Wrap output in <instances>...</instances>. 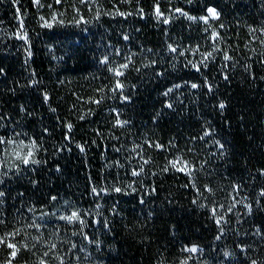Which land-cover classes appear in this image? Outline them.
Masks as SVG:
<instances>
[{
	"label": "trees",
	"instance_id": "trees-1",
	"mask_svg": "<svg viewBox=\"0 0 264 264\" xmlns=\"http://www.w3.org/2000/svg\"><path fill=\"white\" fill-rule=\"evenodd\" d=\"M0 70V264H264V0H0Z\"/></svg>",
	"mask_w": 264,
	"mask_h": 264
},
{
	"label": "snow or ice",
	"instance_id": "snow-or-ice-1",
	"mask_svg": "<svg viewBox=\"0 0 264 264\" xmlns=\"http://www.w3.org/2000/svg\"><path fill=\"white\" fill-rule=\"evenodd\" d=\"M35 2H36V3H39V0H35ZM57 2H59V0H57ZM141 11H142V10H141ZM178 11H179V10H178ZM207 12H208L209 15H210L211 17H213V18H218V16H219V13L216 11L215 8L209 7V8L207 9ZM157 13H159V9H158V8H157ZM182 14L187 15L186 13H182ZM121 15H123V13H121ZM160 15H162V14H160ZM42 19H43V18H42ZM189 19H196V18H195V17H189ZM200 19H202V20H204L205 22H207L208 17H207V16H205V17H200ZM53 20H55V16H53ZM165 22H167V21H165ZM21 26H22V21H21ZM46 26L51 27V24H47ZM221 27H223V26L221 25ZM215 35H218V34L214 32V36H215ZM19 38L24 39V40H27V35L24 34L23 36H20ZM125 39H127L126 36H125ZM169 47H170V50H171V51H175L174 48H171V46H169ZM28 55L30 56V55H31V52H29ZM210 56H211V53H207V54L205 55L204 59L206 60V59H207L208 57H210ZM224 59H225V60H228V59H230V57H228L227 55H225ZM101 62H102V63H107V57H104L103 60H102ZM193 66L195 67V65H193ZM127 67H128V64H124V65H121L119 68H116V69H110V71H113V72L115 73V75L120 76V75H123V72L120 71V68H127ZM204 67H207V64H206V63L204 64ZM197 70H199V69H197ZM0 71H2V70H0ZM225 78H226V77H225ZM33 83H35V81H33ZM123 87H124V85L121 84V83L119 82V80H117L116 85H115V87H114L112 90L115 91V90H117V89H122ZM174 87L178 88L179 85H175ZM191 87L196 88V87H198V85H196V84H192ZM208 87H209V90H211V85H208ZM172 90H173L172 88H169V89L164 93V95L167 96L170 92H172ZM47 99H48L47 94H45V100H47ZM124 99H128V97H124ZM96 102L98 103L99 101H96ZM167 107L171 108L172 105H171V104H168ZM219 107H220L221 109H223V108L225 107V105H224L223 103H221V104L219 105ZM81 119H83V117H81ZM127 123H128L127 121H121V120H119V119H117V121H116V124L119 125V126H121V127L124 126V125L127 124ZM67 127H68L69 130H70L71 127H72V125H71V124H68ZM204 135H205V136L209 135V132L206 131V132L204 133ZM201 139H203V137H201ZM3 142H4L3 138L0 137V143H3ZM214 143L218 145L219 149H223V148H224V145H223V144H220L219 141H215ZM155 146L158 147V148H159V147H163L162 145H159V144H157V145H155ZM30 147H31V148H36V147H37V144H36V142H35L34 140L31 142ZM78 147H80L81 151L84 150V148H83L82 145H78ZM33 157H34L33 152H32V151H29V152L27 153L26 156H24V157H19V158L21 159V162H22L23 164H25V165L29 164V162L34 163V164H35V163H40L39 160H36V159H34ZM145 163H147V161H145ZM169 164H170V166H171L172 169H175L176 171L184 172V173H185L186 175H188L189 177H191V176L193 175V172H194V170H195V165H192V164H190L188 161L183 160L182 157H177L176 160H174V161H170ZM178 165H180V166L178 167ZM168 170H169V169H168L167 166L163 169V171H168ZM142 171H143V167H141V172H142ZM139 174H140V173H139V172H136L135 170H134L133 173H132V175H134V176H138ZM192 186L195 187V183H194V182H193ZM185 187H187V185H185ZM236 188H239V186H236ZM205 189H206V191H208V192H212V189L209 188V187H207V186H205ZM114 190H115L116 192L121 191L120 188H115ZM154 191H155V189H153V192H154ZM197 191L199 192L198 189H197ZM93 192H94V193L96 192V189H95V188H93ZM97 194H98V193H97ZM262 194H264V193H262ZM3 195H4V193H3V192H0V197H2ZM193 203H196V201L194 200ZM200 206H201V207H204L203 204H201ZM230 210H231V209H229V211H230ZM212 215H213L214 218L216 217V210H215V208L212 209ZM61 219L66 220L68 223H73L74 221H79L81 224L84 223V221H83V220L81 219V217H80V214H79L78 212H76V211H73V212L71 213V215H68V216H62ZM221 219H222V218H221ZM220 222H221L220 219H217V220H216V223H217V224H220ZM33 226H34V227H37V228L40 227L39 224H35V225H33ZM7 235H15V233L7 234ZM217 239H219V237H217ZM3 242H4V238L0 237V243H3ZM7 247L13 249V251L11 252V256L15 257V255L17 254L16 246L13 245V244H11V243H9V244H7ZM25 247H27V245H25ZM52 247L54 248L55 245H52ZM73 247H75V245H73ZM186 250L189 251V252H196L198 249H197L196 247H192V248H190V249H186ZM45 255H47V253H45ZM185 264H186V262H185ZM252 264H257V262H256V261H253Z\"/></svg>",
	"mask_w": 264,
	"mask_h": 264
},
{
	"label": "rangeland",
	"instance_id": "rangeland-1",
	"mask_svg": "<svg viewBox=\"0 0 264 264\" xmlns=\"http://www.w3.org/2000/svg\"><path fill=\"white\" fill-rule=\"evenodd\" d=\"M209 7L215 8L212 5H210ZM216 11L218 12L217 9H216ZM178 12H181V10H179ZM207 14H208L207 15V17H208L207 22H208L209 19H212L213 17H211L208 12H207ZM7 145H8V150H5V151L8 152V153L5 154V157L9 158L11 160L12 164L8 163V165L10 167L7 168L6 175H10L12 173H15V174L21 173V171H22L21 168H23V167L26 168V167H29V165L33 164V163L29 162V164L25 165V164H23L21 162V159L19 158V157L26 156L29 151L33 152L32 148L30 146H27L25 143H22V144L18 143L15 140V138L12 139L10 142H8ZM52 199H53L52 203L57 200L54 197ZM65 201L66 202L59 201V202H54L53 203V204H56L58 206L60 205L57 208L61 212V216L60 217L67 216V214H69L68 212H69L70 209L74 210V207L72 206V204L69 201H67V200H65ZM38 211H39V215L42 216L45 219H46V217L48 219V218H50L51 215H53V213L51 211H49L47 207H42ZM55 212H56V210H55Z\"/></svg>",
	"mask_w": 264,
	"mask_h": 264
}]
</instances>
